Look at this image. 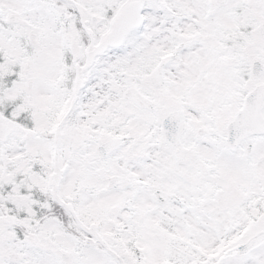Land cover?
<instances>
[{"label": "snow or ice", "instance_id": "snow-or-ice-1", "mask_svg": "<svg viewBox=\"0 0 264 264\" xmlns=\"http://www.w3.org/2000/svg\"><path fill=\"white\" fill-rule=\"evenodd\" d=\"M0 264H264V0H0Z\"/></svg>", "mask_w": 264, "mask_h": 264}]
</instances>
